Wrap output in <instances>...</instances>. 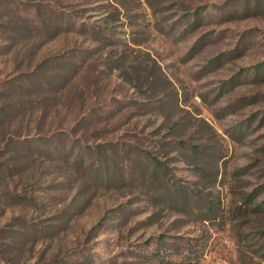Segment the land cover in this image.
<instances>
[{
  "label": "rangeland",
  "instance_id": "rangeland-1",
  "mask_svg": "<svg viewBox=\"0 0 264 264\" xmlns=\"http://www.w3.org/2000/svg\"><path fill=\"white\" fill-rule=\"evenodd\" d=\"M0 264H264V0H0Z\"/></svg>",
  "mask_w": 264,
  "mask_h": 264
}]
</instances>
